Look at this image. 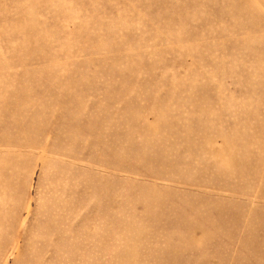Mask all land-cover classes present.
<instances>
[{
  "label": "rangeland",
  "instance_id": "1",
  "mask_svg": "<svg viewBox=\"0 0 264 264\" xmlns=\"http://www.w3.org/2000/svg\"><path fill=\"white\" fill-rule=\"evenodd\" d=\"M0 264H264V0H0Z\"/></svg>",
  "mask_w": 264,
  "mask_h": 264
}]
</instances>
